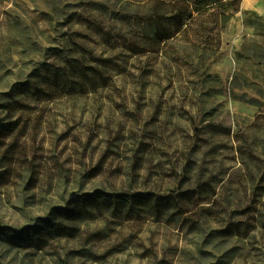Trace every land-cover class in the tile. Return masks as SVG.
Masks as SVG:
<instances>
[{
	"label": "rangeland",
	"instance_id": "1",
	"mask_svg": "<svg viewBox=\"0 0 264 264\" xmlns=\"http://www.w3.org/2000/svg\"><path fill=\"white\" fill-rule=\"evenodd\" d=\"M194 1L0 0V223L50 217L75 235L42 229L0 247L3 263L264 264V152L247 155L263 138L264 16L215 0L154 46L166 5ZM94 189L169 202L53 211Z\"/></svg>",
	"mask_w": 264,
	"mask_h": 264
},
{
	"label": "trees",
	"instance_id": "2",
	"mask_svg": "<svg viewBox=\"0 0 264 264\" xmlns=\"http://www.w3.org/2000/svg\"><path fill=\"white\" fill-rule=\"evenodd\" d=\"M215 4V0H195L191 5L187 2H179L177 4L168 3L166 6L170 16L164 22H156L155 32L152 36L153 45L159 46L162 43L175 40L185 31L188 25L198 20L200 16L208 13L213 15L212 11ZM226 6L230 7L234 13L239 11V3L236 0L229 1ZM231 18V15H226L223 12L218 14V21L221 24H227ZM23 86H25V90L28 87V85ZM207 116L211 119L214 114L210 113ZM254 129L255 131L261 130L263 138L261 140L256 135L252 138L247 154L251 159L258 157L257 153L260 154V149H263L264 152V111H259L255 121L250 125V130ZM239 153L242 154L244 152L239 151ZM207 182L212 183L210 180ZM207 182L206 184H208ZM70 202L63 209H55L53 211L56 214L64 216L68 221L75 222L80 220L89 209L100 210V208H107L114 212H121V210L125 209L126 213H130L139 208H144L145 210L154 209L165 202H169V200L150 193L121 194L108 193L102 189H94L90 193L78 196L76 200H71ZM42 229H46V231L51 233L61 232L62 234L59 236H67L70 238L75 236L73 233H69L72 231L71 228L61 224L56 225L50 217L37 218L33 225L17 229L0 223V247L18 251L24 250L28 246L37 245L40 242L39 233ZM2 258L4 257L1 254V261ZM4 264L8 263L4 262Z\"/></svg>",
	"mask_w": 264,
	"mask_h": 264
},
{
	"label": "crops",
	"instance_id": "3",
	"mask_svg": "<svg viewBox=\"0 0 264 264\" xmlns=\"http://www.w3.org/2000/svg\"><path fill=\"white\" fill-rule=\"evenodd\" d=\"M242 8L257 12L260 16H264V1L263 0H243Z\"/></svg>",
	"mask_w": 264,
	"mask_h": 264
},
{
	"label": "water",
	"instance_id": "4",
	"mask_svg": "<svg viewBox=\"0 0 264 264\" xmlns=\"http://www.w3.org/2000/svg\"><path fill=\"white\" fill-rule=\"evenodd\" d=\"M0 264H4V263L0 260Z\"/></svg>",
	"mask_w": 264,
	"mask_h": 264
}]
</instances>
